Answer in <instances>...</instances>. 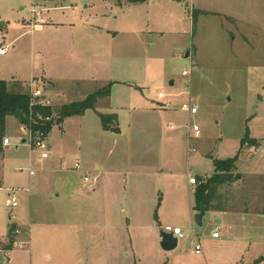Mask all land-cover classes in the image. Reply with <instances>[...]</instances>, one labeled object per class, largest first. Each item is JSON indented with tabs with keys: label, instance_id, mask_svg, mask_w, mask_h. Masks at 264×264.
Wrapping results in <instances>:
<instances>
[{
	"label": "rangeland",
	"instance_id": "obj_1",
	"mask_svg": "<svg viewBox=\"0 0 264 264\" xmlns=\"http://www.w3.org/2000/svg\"><path fill=\"white\" fill-rule=\"evenodd\" d=\"M154 1L88 0L85 8L79 0H0V48H7L0 55V80L15 77L17 91L29 90L32 77L40 80L58 63L69 64L92 34L98 37H91L92 49L112 57V81L126 83L112 89L113 109L96 104L103 113H116L120 134L103 133L93 117L73 118L65 128L52 127L51 157L44 160L30 146L27 130L7 117L0 242L8 243L9 222L20 231L10 248L12 264H218L225 250L211 233L216 226L223 237L221 215L210 210L203 225H195L188 175L206 176L214 161L237 154L235 190L223 192H230L236 206L246 200L263 209L258 202L264 198V146L253 153L244 150L247 145L240 149V141L264 140V0ZM205 3L221 15L197 16ZM34 7L43 9L42 31L25 25ZM133 29L145 33L136 39ZM184 71L189 75L183 77ZM157 93L164 98L158 100ZM117 104L162 110L135 113L115 109ZM183 104L195 105L197 114L189 116ZM192 125L199 128L198 138ZM76 163L98 175L94 189L82 187L78 173L69 172ZM8 190L18 200L12 223L4 205ZM235 213L223 223L231 235L237 230L228 246L264 232V215ZM168 226L183 234L172 251L160 246ZM196 241L200 256L191 245ZM18 242L25 244L22 251Z\"/></svg>",
	"mask_w": 264,
	"mask_h": 264
},
{
	"label": "crops",
	"instance_id": "obj_2",
	"mask_svg": "<svg viewBox=\"0 0 264 264\" xmlns=\"http://www.w3.org/2000/svg\"><path fill=\"white\" fill-rule=\"evenodd\" d=\"M243 1L244 0H242V2ZM248 1L252 5H253L254 1L257 2V0H248ZM152 4H155L154 0H152ZM35 8H37V7H35ZM37 9L39 11H41V13H42L43 9L41 7L37 8ZM195 11L198 12L197 16L207 15L208 13L211 15H214V16L221 15V13H217L216 11H211L209 9V6H207L206 3H205V5H202L199 9H196ZM57 29L58 28L56 26L55 30H57ZM87 29L90 30V28H85L87 33H90V32H88ZM37 30L42 31L43 28L41 27V28H38ZM84 33H86V32H84ZM143 33H145V32L135 30V29H133L131 31V34L134 37H136V39H138V37H139L138 34H143ZM150 33L151 32H149V31L147 32V34H150ZM101 34H102V32H99V33L97 32L96 35L99 36ZM91 37L93 39L95 38V40L98 41V37H95L92 34H89L88 37H85L86 39L83 40L82 46H79V45L77 46L80 49L76 50L74 53H72L71 57L73 56V58L71 59L69 64L64 65L62 63H58L59 66L57 67V69L55 68V71L53 70V68L50 70H46L43 72L42 76L39 77L40 80L36 79L42 85L41 89L44 92V97L48 99V101L50 102L51 105H54L56 107H60L62 105H66V104H69L72 102L81 101L90 94V93H88L89 90H92V92H94L97 90V88H102L104 85H106L109 82H114V84L111 87V91H112V89H114L116 87L115 84L117 82L124 83V82H121L118 80L112 81V73L114 72L112 69V60H111L112 57L110 56V54L107 50H98L97 48L92 49L93 47H92V45H90L91 44L90 43ZM88 46H89V49L87 48ZM31 79H35V78L32 77ZM17 82L18 81L15 80V77L12 78L10 81L6 82L8 90L14 91V93L15 92L25 93L28 91V90L25 91V88L23 90L17 91L19 88ZM124 84H126V83H124ZM111 91H110L109 97L111 96ZM109 97L106 98L105 100L103 99L104 101H106L105 102L106 107L102 106L104 101H101V100H99L97 102V106H99V107L101 106L102 108H105L106 110L113 109V108H110V105L108 103ZM156 101H157V99H156ZM133 103H134V101H133ZM160 104H162V103H160ZM132 106H134V105L129 104L126 107L124 105L120 106L119 104H117L116 106H114V108L115 109L128 110V111H134L135 113L137 110H138L137 112L141 111V109H146V112L147 111H153L156 113H160L162 110V109H157V108L150 109L147 106H145L144 108L143 107H137L136 108V107H132ZM168 107L169 108L172 107L171 103H169ZM95 110L97 111V113L112 114V112H110V111H104V113H103L102 111H99L97 108ZM96 111L88 110L81 117L67 118L66 120L63 121V123L61 124V127L65 128L67 126L69 120H71L73 118H77L79 121L87 119V117H93V119L99 120V118L96 114ZM114 114L116 115V113H114ZM5 125H6V120H5ZM18 126H20V125L18 124ZM20 128L24 129L22 126H20ZM100 129L103 133H105V134L108 133V132L103 131L102 128H100ZM109 133H111V132H109ZM105 134H102V135L104 137H108V136H105ZM117 134H120V130H119V133H117ZM22 135H23V133H22ZM99 137H101V136H99ZM3 138H8V137L4 134ZM249 139L255 140L253 138H249ZM21 141L24 142L25 140L22 138ZM258 143L259 142L257 141V145H258ZM257 145H254L251 147L249 145H247V147L244 146V150L247 148H250V150L254 153L258 149H260L259 147H257ZM4 148L5 147H3L2 143H1L2 153H3ZM50 148H52L51 144H49V151H50ZM49 157H51V153H50ZM83 170L89 171L88 169H83ZM75 171L78 173V178L80 179V172L79 171H77L73 168L69 172L73 173ZM89 172L91 173V171H89ZM234 172L239 173L237 170L236 164L234 165V169L232 171L233 176H234ZM213 173H214V171L212 173L206 175V176H211ZM94 176H96V178L98 180V175H94ZM200 176H197L195 178L197 180H200ZM187 185H188V191L191 192V197H192V200L194 203L193 192H194V188L196 185H191V184H189V182ZM233 185H234V182L233 183L231 182L230 184L223 185L218 189L217 198L215 199V202H219V203H218V207L214 210H216L219 213V215H221V225H222V231H223L221 233H222L223 237L221 238V235L219 234L218 238H212V237L211 238H212V241H215L216 243H218V244H216V245H218V247H223V250H225L223 252L221 258L219 259L218 264H254L259 258L264 257V232H262L261 235H260V232H258V238L257 239L252 237L251 239H245V240L240 241V242L237 241L234 244H232L233 246L232 245L228 246L231 243L229 236L236 235L237 230L235 232L233 231V233L231 235L230 226H229V228H226L223 225V223L226 221L225 218L227 215H232V216L236 215L235 212H243L242 214H245V215H249L248 212L264 215V198L262 199V201H263L262 203H261V201L258 202V204L261 205L260 207L263 208L262 210H258V208H259L258 206H257L258 207L257 208L253 204L247 203L246 200H239L238 203L240 204V202H241V205H240V207L236 206L237 201L236 200L234 201V199L231 198L230 192H228V194L226 192L225 193L223 192L224 189H225V191H226V189L235 190V187H233ZM27 192H29V191L27 190ZM215 202L213 204H215ZM232 203L235 205H233ZM198 211H196L194 209V204H193L192 212H193L194 216ZM208 211H210V210H208ZM208 211L205 212V215L207 214ZM237 215H239V213ZM30 222H31V218L29 216V223ZM11 227H13V226L10 225V222H9V224H8V235L9 236H7L8 237V243L5 244V243L0 242V264H12V261L10 259L12 253H11L10 249H6V247L9 244H10V248H11L12 244L14 243V239L16 237V236H13L12 232L10 231ZM175 228H178V227H175ZM215 229H217L218 233H220L219 228H217L216 226L213 229V232L215 231ZM22 234H24L22 236L25 237L26 231H23ZM27 239L28 238H26V237L24 238V241H25L24 243L26 245H28ZM18 243H20V242H18ZM177 243H178V239H177ZM192 244H193V246H195V244H199V243L196 241L194 243H191V245ZM200 247H201V245H200ZM176 248H177V246H176ZM23 249H19V250L22 251ZM250 251H251V253H249ZM194 253H195V251H194ZM195 255H198V256L202 255V248H201V253L195 254ZM246 258H248V259H246ZM203 259H204V257H203Z\"/></svg>",
	"mask_w": 264,
	"mask_h": 264
},
{
	"label": "trees",
	"instance_id": "obj_3",
	"mask_svg": "<svg viewBox=\"0 0 264 264\" xmlns=\"http://www.w3.org/2000/svg\"><path fill=\"white\" fill-rule=\"evenodd\" d=\"M130 2H141L144 0H129ZM181 1V0H172ZM195 13H198L197 11ZM195 20V16H192ZM193 20V21H194ZM114 82H109L102 88L97 89L81 101L72 102L60 107L31 105L30 97L27 93L9 91L6 82L0 80V153H2L1 143L5 130V120L7 117L14 118L17 123L24 129L35 133L40 131L44 137H48L51 129L55 125H60L64 120L71 117H81L88 110L96 111V104L101 99H106L110 95L111 87ZM96 114L100 120L101 128L105 132L119 133L116 124V115ZM48 118V120H46ZM244 145L254 146L257 141L249 139L247 136L240 141V149ZM238 154L234 157L214 161V173L205 182H200L194 188V209L199 210L203 207L204 211L214 210L218 207L219 202H215L218 189L223 185H228L235 181L232 175ZM237 177V176H236ZM215 202V204H213ZM13 234L14 228L10 230ZM10 249V244L6 247ZM264 260V257L260 258Z\"/></svg>",
	"mask_w": 264,
	"mask_h": 264
},
{
	"label": "built area",
	"instance_id": "obj_4",
	"mask_svg": "<svg viewBox=\"0 0 264 264\" xmlns=\"http://www.w3.org/2000/svg\"><path fill=\"white\" fill-rule=\"evenodd\" d=\"M31 13H32V18L28 22H26V24H25V25L29 26L30 31L41 28L45 24L44 19L41 18V16H40L41 11H39L37 8L34 7L31 9ZM6 49L7 48H0V55H3L6 52ZM188 75H189V72H187V71H184L182 73L183 77H186ZM28 86H29L28 95L30 97V104L31 105H40V106H50L51 105L50 102L48 101V99L44 97V92L41 89L42 86H41L39 81H37L35 79H31L28 83ZM156 97L158 100H161L164 98L162 93H157ZM181 109L183 111H185L189 116H194L197 114V107L193 104H183L181 106ZM46 120H48V118H46ZM191 130L193 132L194 138H198L199 137V128L196 125H192ZM27 132H28L29 138H30V146L33 149H37L40 151L39 159L40 160L47 159L50 156L49 144L47 143V138L44 137L40 131L32 133V132L27 130ZM9 145H10L9 139L3 138L2 139V146L8 147ZM262 146H264V140L259 142L257 145V147H259V148ZM191 151H194V150L192 149ZM74 169L80 172L81 186L84 188L93 189L97 183L96 176L92 175L87 170H82L80 168L79 164H77V163L74 165ZM30 174H32V172H30ZM188 177H189L188 178L189 184L197 185L200 182H205L206 180H208L210 176H200V180H197L195 177H193L191 175H189ZM17 201L18 200L15 197V191L14 190H11V191L8 190V192L6 194L4 205L10 213L11 218L9 219V221H11V223H12V220H15V218H16L13 211L16 207H18ZM19 233H20V231L18 229H14L13 236H17V235H19ZM164 233L172 234L177 239L183 238L182 231L179 228H171L168 226V227L164 228ZM211 237L212 238H218L219 237V233H218L217 229H215V231L212 232ZM24 245H25L24 243L20 242V243L16 244L15 246L18 249H23ZM194 251H195V254L201 253V247L199 244H195Z\"/></svg>",
	"mask_w": 264,
	"mask_h": 264
},
{
	"label": "water",
	"instance_id": "obj_5",
	"mask_svg": "<svg viewBox=\"0 0 264 264\" xmlns=\"http://www.w3.org/2000/svg\"><path fill=\"white\" fill-rule=\"evenodd\" d=\"M79 2L86 7V3L88 0H79ZM172 85V82L170 83ZM205 215V211L203 207L199 208V211L194 216V223L197 226H202L203 224V217ZM161 241L160 246L164 251H172L177 246V239L172 234L169 233H160Z\"/></svg>",
	"mask_w": 264,
	"mask_h": 264
}]
</instances>
